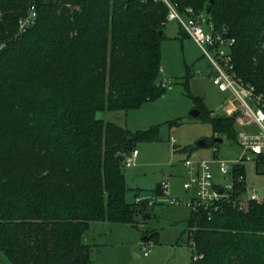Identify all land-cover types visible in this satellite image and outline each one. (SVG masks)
Returning <instances> with one entry per match:
<instances>
[{"label": "trees", "instance_id": "obj_1", "mask_svg": "<svg viewBox=\"0 0 264 264\" xmlns=\"http://www.w3.org/2000/svg\"><path fill=\"white\" fill-rule=\"evenodd\" d=\"M169 2L225 28L237 75L264 95V0ZM31 7L34 24L17 32ZM167 13L161 0H0V252L10 264H90L83 236L91 223L150 218L146 203L126 201L118 158L157 142L158 129L130 133L99 114L137 110L165 93ZM208 120L234 138L232 119ZM256 165L264 174V157ZM242 192L236 184L233 198ZM185 233L192 264H264V205L226 203L211 219L190 212Z\"/></svg>", "mask_w": 264, "mask_h": 264}, {"label": "rangeland", "instance_id": "obj_2", "mask_svg": "<svg viewBox=\"0 0 264 264\" xmlns=\"http://www.w3.org/2000/svg\"><path fill=\"white\" fill-rule=\"evenodd\" d=\"M17 32H20L19 26ZM164 36L161 42L160 81L165 80L171 88L165 89L159 99L145 104L140 110L99 114L104 122L130 132L158 129V141L135 143L137 158L130 167L123 166L128 189L126 200L132 204L135 194L151 197L155 186L163 181L170 185L171 198L186 203L190 194L181 188L185 160L210 162L214 182L225 183L230 177L219 173L216 161L232 163L241 155L235 141V127L234 138H229L214 133L208 120L226 117L234 108L233 96L220 93L212 84L206 58L189 37L178 35L175 22L166 24ZM188 93L204 105L205 111L202 110L195 118L190 116V112L197 108ZM216 138H220L222 143L214 144ZM203 139L207 140L208 147L195 148V144ZM259 167L254 161L244 162V188L264 198V174L261 173L262 166ZM166 177H169L168 180ZM150 210H153L152 218L147 220L137 216L135 226L92 223L84 235L85 242L92 247L91 263L192 264L193 254L184 247L188 245L185 230L186 220L190 217L189 208L185 204H156L148 206L147 212ZM153 232L159 235L158 244L150 237ZM145 237L150 238L141 242ZM180 237L179 244L175 246L174 242ZM144 252L148 257H144ZM0 264H10L1 252Z\"/></svg>", "mask_w": 264, "mask_h": 264}, {"label": "built area", "instance_id": "obj_3", "mask_svg": "<svg viewBox=\"0 0 264 264\" xmlns=\"http://www.w3.org/2000/svg\"><path fill=\"white\" fill-rule=\"evenodd\" d=\"M161 1L168 9L167 23L175 22L206 58L209 71L213 73L210 76L212 84L220 93H230L233 96L235 105L226 118L234 122L235 141L241 149V155L232 163L216 161L219 173L230 177L225 183L214 182L210 162L185 160L183 162L185 180L182 183V190L190 194L186 203L170 197V185L166 181L159 183L160 194L153 193L147 198L135 195L133 203L136 205L146 203L148 206L185 204L190 212H204L208 219L221 213L226 203L238 211H246L250 204L264 205V198L259 197L255 191L248 192L246 187L237 198H233L236 184L245 185L243 174L234 178V168L243 166L244 162H257L260 157H264V95L258 93L253 85L237 75L232 57L234 39L229 37L225 28L216 27L210 15L205 12L197 13L188 8L181 13L169 0ZM35 19L36 13L31 7L29 14L18 21L20 31L31 27ZM159 72H162L161 68ZM160 84L163 89L171 88L165 80L160 81ZM216 151L215 149L214 152ZM137 155V150L126 155L123 160L124 166L130 167ZM168 178L166 177L167 180ZM220 189L223 190L222 193ZM143 255L147 256V253L144 252Z\"/></svg>", "mask_w": 264, "mask_h": 264}, {"label": "crops", "instance_id": "obj_4", "mask_svg": "<svg viewBox=\"0 0 264 264\" xmlns=\"http://www.w3.org/2000/svg\"><path fill=\"white\" fill-rule=\"evenodd\" d=\"M177 26H178V25H177ZM182 34H183V32H182V31L179 29V27H178V35H180V36H182V37H183V36L185 37V35H184V34L182 35ZM208 68H209V67H208ZM208 70H209V69H208ZM209 74H210V71H209ZM209 77H210V75H209ZM149 103H151V102H149ZM146 104H147V103H146ZM144 105H145V104H144ZM144 105H143V106H144ZM143 106H142V107H143ZM142 107H141V108H142ZM141 108H139V109H137V110H140ZM132 111H134V110H132ZM108 112H111V111H108ZM106 123H107V122H106ZM129 132H130V131H129ZM136 132H140V131H136ZM136 132H130V133H136ZM137 156H138V155H137ZM136 158H137V157H136ZM183 169H184V167H183ZM182 175H183V181H184V180H185V170H183ZM183 181H182V183H183ZM155 187H156V186H155ZM181 188H182V184H181ZM135 195H136V194H135ZM169 195H170V192H169ZM126 201H127V200H126ZM127 202H128V201H127ZM148 212L150 213V218H149V219H151L152 216H153V210H150V211H148ZM149 219H148V220H149ZM186 222H187V220H186ZM100 223H104V222H100ZM91 224H92V223H91ZM91 224H90V225H91ZM90 225H89L88 230L90 229ZM124 225H125V224H124ZM129 226H130V225H129ZM88 230H87V231H88ZM87 231H86V232H87ZM84 235H85V234H84ZM158 236H159V235H158V233H156V232H153V233H151V235H150V237H152V239L155 240V243H156V244H158ZM150 237L147 238V241L149 240ZM83 239H84V236H83ZM180 240H181V237H180L179 239H177V240L174 242L175 246H177V244H179ZM147 241H146V242H147ZM84 242H85V239H84ZM85 243H86V242H85ZM86 244H87V243H86ZM87 245H88V244H87ZM184 245H185V244H184ZM89 246H90V245H89ZM184 247L187 248V250H186L187 252H190V249H188L187 245H185ZM90 248H91V253H92V247L90 246ZM144 257H148V256H144ZM90 260H91V254H90ZM90 264H92V263H90Z\"/></svg>", "mask_w": 264, "mask_h": 264}, {"label": "water", "instance_id": "obj_5", "mask_svg": "<svg viewBox=\"0 0 264 264\" xmlns=\"http://www.w3.org/2000/svg\"><path fill=\"white\" fill-rule=\"evenodd\" d=\"M212 74H213V73L210 72L209 75L211 76ZM198 114H199V111L196 110V109H194V110H192V111L190 112V116H191L192 118L197 117ZM213 143H214V144H220V143H222V140H221L220 138H216V139L213 140ZM207 147H208V142H207V140H205V139L200 140V141H198V142L195 144V148H197V149H205V148H207ZM118 159H119L120 162H123V160H124L122 156H120ZM222 192H223V190L220 189V193H222ZM146 241H147V238H146V237L141 239V242H146Z\"/></svg>", "mask_w": 264, "mask_h": 264}]
</instances>
